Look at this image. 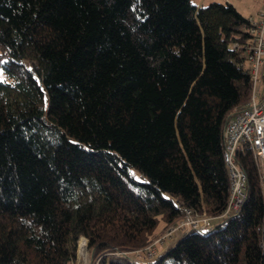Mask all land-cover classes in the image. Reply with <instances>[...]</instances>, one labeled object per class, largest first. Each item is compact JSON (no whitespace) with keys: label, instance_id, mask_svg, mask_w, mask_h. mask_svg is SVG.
Listing matches in <instances>:
<instances>
[{"label":"trees","instance_id":"trees-1","mask_svg":"<svg viewBox=\"0 0 264 264\" xmlns=\"http://www.w3.org/2000/svg\"><path fill=\"white\" fill-rule=\"evenodd\" d=\"M247 25L224 0H0V264H74L82 237L98 264H264L247 144L236 153L246 199L220 217L223 128L252 93L230 47ZM183 207L211 227L151 262L115 257Z\"/></svg>","mask_w":264,"mask_h":264},{"label":"built area","instance_id":"built-area-1","mask_svg":"<svg viewBox=\"0 0 264 264\" xmlns=\"http://www.w3.org/2000/svg\"><path fill=\"white\" fill-rule=\"evenodd\" d=\"M249 37L245 41H236L230 47L244 55L242 67L249 73L252 81V93L248 103L234 109L228 116L222 132L223 158L230 181V196L227 207L220 217L236 214L246 199L248 176L236 159L240 146H250L260 175V184L264 196V10L250 15L244 28ZM184 215L167 227L165 234L142 249L132 252H117L119 256L129 257L135 262H151L158 256L157 245L173 237L177 232L186 233L191 229L204 231L211 227L214 218L206 213L197 214L183 207ZM86 238L82 237L81 240ZM80 245V243H79ZM79 249V247H78Z\"/></svg>","mask_w":264,"mask_h":264},{"label":"rangeland","instance_id":"rangeland-1","mask_svg":"<svg viewBox=\"0 0 264 264\" xmlns=\"http://www.w3.org/2000/svg\"><path fill=\"white\" fill-rule=\"evenodd\" d=\"M224 1H229V2L233 3L245 16H250L251 14L258 12L255 10H258L261 6L264 5V3H262V2H264V0H224ZM2 55H3V50H2V47L0 46V81H7L9 78H8V75H7L4 67H3V62L5 61V59H4V56H2ZM261 88H262L261 90H264V81L261 84ZM162 225L163 224L161 221V223L159 224L160 227H158V228H160V230H159L160 232H159L158 236L154 239V241L157 238H160L165 234L167 227L163 228ZM179 234H181V232L178 234H175L173 237H171L170 240H168V242H166V245H167L166 247H168V248L171 247L178 240V239L176 240L175 238ZM83 240H85V239H83ZM83 240L80 239V241H79L80 245L78 243L79 249L77 250V258H76V261L74 262V264H94V263L98 264V261H99L98 259H96V261L93 260L92 253L89 249L88 239H86V241H85V247L86 248H85L84 253L81 251V245H82L81 243ZM172 242H174V243H172ZM86 243H87V245H86ZM171 243H172V245H170ZM168 248H165L164 251H166ZM164 251H162V252L158 251L157 252L158 256L156 257V259ZM108 257L110 258V256H108ZM115 257L123 258V257L119 256L118 254Z\"/></svg>","mask_w":264,"mask_h":264},{"label":"crops","instance_id":"crops-1","mask_svg":"<svg viewBox=\"0 0 264 264\" xmlns=\"http://www.w3.org/2000/svg\"><path fill=\"white\" fill-rule=\"evenodd\" d=\"M208 1H210V0H198V4H199V6H201L202 4H204V3H206V2H208ZM223 1V0H222ZM229 2V1H228ZM231 3V2H230ZM262 3H264V2H262ZM233 4V3H232ZM234 5V4H233ZM235 6V5H234ZM236 7V6H235ZM237 8V7H236ZM238 9V8H237ZM239 10V9H238ZM259 10H264V5L263 6H261L258 10H255V11H259ZM240 11V10H239ZM240 13L243 15V16H245L241 11H240ZM254 14V13H253ZM252 15V14H251ZM245 17H249V16H245ZM213 222V221H212ZM181 232V231H180ZM180 232H178V233H180ZM177 233V234H178ZM184 233L183 232H181V234H179V235H177L176 236V240L177 239H179L182 235H183ZM168 240H170V238H168V239H166L165 240V242H163V243H161V244H159V245H157V249H158V251L159 252H162V251H164L165 250V248H168V247H166L167 245H166V242H168ZM172 243H174V242H172ZM172 243L170 244V245H172Z\"/></svg>","mask_w":264,"mask_h":264},{"label":"bare ground","instance_id":"bare-ground-1","mask_svg":"<svg viewBox=\"0 0 264 264\" xmlns=\"http://www.w3.org/2000/svg\"><path fill=\"white\" fill-rule=\"evenodd\" d=\"M85 241H86V240H83L82 243H81V244H82V245H81V251H82L83 253H84L85 248H86V247H85ZM83 255H84V254H83ZM86 257H87V256H86ZM85 263H86V262H85Z\"/></svg>","mask_w":264,"mask_h":264},{"label":"snow or ice","instance_id":"snow-or-ice-1","mask_svg":"<svg viewBox=\"0 0 264 264\" xmlns=\"http://www.w3.org/2000/svg\"><path fill=\"white\" fill-rule=\"evenodd\" d=\"M10 71V69H8Z\"/></svg>","mask_w":264,"mask_h":264},{"label":"water","instance_id":"water-1","mask_svg":"<svg viewBox=\"0 0 264 264\" xmlns=\"http://www.w3.org/2000/svg\"><path fill=\"white\" fill-rule=\"evenodd\" d=\"M200 7V6H199Z\"/></svg>","mask_w":264,"mask_h":264}]
</instances>
